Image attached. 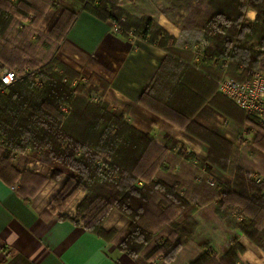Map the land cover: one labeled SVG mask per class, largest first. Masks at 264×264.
<instances>
[{"label":"trees","instance_id":"1","mask_svg":"<svg viewBox=\"0 0 264 264\" xmlns=\"http://www.w3.org/2000/svg\"><path fill=\"white\" fill-rule=\"evenodd\" d=\"M76 1L82 4L81 10L120 26L122 31L118 33L126 37L133 32L152 44L160 39L157 45L169 50L162 67L174 60L179 64L184 62L195 74L201 75V68L212 77H216L213 71L221 77L227 61L228 75L244 80L251 76L264 54V0H172V5L191 10V25L203 29L211 42L195 67L178 57L181 51L168 47L173 36L163 28L153 33L155 21L151 16L134 19L119 6L120 0ZM51 4L53 1L47 6ZM249 7L257 12L253 21L245 19ZM37 8L33 0H21L19 14L37 11L38 18L47 10ZM65 11L69 12L67 27L63 32L57 29L52 32L61 41L78 15V11L70 7ZM12 21L13 13L0 7V35L11 28ZM77 76L81 77L54 53L39 73H26L10 86L0 83L2 178L14 184L24 173L18 170L13 158L16 154L30 152L26 159L50 167L52 180L66 177L49 211L63 212L65 206L84 191L86 195L77 206L74 220L105 239L113 238L120 251L134 258L174 260L197 234L196 212L211 202L215 203V214L227 228L247 235L264 248V180L256 179L239 167L232 184L210 179L208 168L197 181L192 163L205 167L209 162L225 167L231 156L211 153L204 161L170 138L165 145H160L152 134L138 130L128 120V107L112 114L102 95L100 102L92 103L79 95L78 87L73 88ZM159 76L160 73L141 102L188 131L199 126L192 121L198 107H177L171 99L167 105L162 100L165 104L162 106L153 102ZM179 85L184 87L182 79ZM213 85L215 90L218 84ZM222 98L233 102L224 95ZM64 106L68 107L66 111ZM241 111L259 131L263 130L259 118ZM262 141L264 136L258 134L254 142ZM181 159L189 163L188 167L174 171L173 165ZM114 209L129 219L128 229L121 237L116 230H106L103 226ZM207 246L208 250L191 264H240L239 253L244 251V246L237 236L220 260L210 251V245Z\"/></svg>","mask_w":264,"mask_h":264},{"label":"crops","instance_id":"2","mask_svg":"<svg viewBox=\"0 0 264 264\" xmlns=\"http://www.w3.org/2000/svg\"><path fill=\"white\" fill-rule=\"evenodd\" d=\"M145 5V11L179 42L188 40L179 43V49L185 54L181 58L193 67L199 65L201 58L195 56L189 47L207 39L203 38V32L182 30L164 13L153 10L149 3L145 2ZM256 14V10L249 7L247 21H253ZM196 39L197 42H190ZM167 54L166 49L142 37H126L116 32L111 21H102L85 10L78 12L56 53L81 77L99 87L110 110L128 107L129 121L138 130L152 134L160 145H165L170 138L186 152L204 161L211 153L214 156H231L225 167L209 162L205 167L192 163L197 181L208 168L210 179L232 184L239 167L256 179L264 180V141L254 142L258 134L264 136V128L259 131L235 103L222 98L217 86L220 76L216 71H213L216 77L201 68V75L184 71L180 75L182 78L187 76L184 87L178 93L172 90L166 96L173 98L174 106L198 107L192 121L199 126L190 131L141 102L143 94L160 73ZM169 75L167 72V79ZM13 160L19 171L33 166L35 172L45 171L40 161L24 158L19 163L15 157ZM179 163V167L178 163L173 165L174 171H181L189 165L184 159ZM65 181L66 177L40 186L25 179L18 188L0 176V264H191L208 250L207 245L216 257H222L234 236L244 246V251L239 253L240 264H264V248L247 235L227 228L215 214L214 202L196 212L195 218L199 222L197 234L182 247L174 260L131 257L119 250L113 238L105 239L74 220L76 208L85 193L82 192L65 212L49 211ZM62 214L66 216L62 217ZM103 226L106 230H116L117 236L121 237L128 229L129 219L114 209Z\"/></svg>","mask_w":264,"mask_h":264},{"label":"rangeland","instance_id":"3","mask_svg":"<svg viewBox=\"0 0 264 264\" xmlns=\"http://www.w3.org/2000/svg\"><path fill=\"white\" fill-rule=\"evenodd\" d=\"M33 1L34 4H36L39 7L37 9L39 10L41 8L47 9L43 16L37 18V14H36L37 11H32L28 15H24V14L20 15L19 9H20L21 0H8V1L0 0V7H3L13 13V21H12L13 23L11 28L4 35H0V74L3 73L5 70H14L21 76L25 75L31 70L39 73L42 67L50 60L51 55L54 53L56 55L57 50L59 48L58 45L60 46L61 40H59L58 37H55L52 34V32L56 29L59 32H63L64 29L67 27L69 12H66L65 8L70 7L79 12L81 10V5H82L80 2L76 0H33ZM52 1L53 4L47 6V4ZM171 1L172 0H120L119 6L125 9L127 15H130L134 19L144 20L146 19V17L151 16V14L148 11H145L144 9L146 7L145 2L149 3V7L152 6L153 10L155 11L159 10L158 12L164 13L175 25H177L182 30L188 29L195 32L202 31L204 35L203 38H206L205 31L203 29L195 28L191 25L193 21L192 18L193 14L191 10L187 9L185 6L176 7L175 5H172ZM54 4H58V7H56ZM127 15H125L124 18L125 17L127 18ZM246 18L248 19L247 16H245V19ZM154 21L155 23L153 27V33H156L160 31L161 28L163 27L159 25L156 20ZM181 25H186V27L183 28ZM163 29L165 30V32H168L165 28ZM171 36H173L174 38L170 40L168 47H171V49H175L177 51H182L179 49L180 47H178L179 43L181 41L183 42L188 40L185 39L179 42L174 35ZM161 37H164L162 33H161ZM159 40H157L156 44L160 43ZM194 41L197 42L198 39L192 40L190 42L194 43ZM166 50H168V48ZM167 52H168L167 55H169V50ZM184 55H185L184 53H180L178 54V57ZM226 69L227 67L224 68L223 75L217 81L218 87L220 80H222L225 76H230L228 75ZM184 71H190L187 73H195L194 70L186 67V64L184 62H182V64L181 63L179 64L174 60L172 61L170 60V62L168 61L164 65V67H162L159 79L155 83L156 93H153V97L155 96L153 102L156 103L158 102L159 106H162L164 104L163 101L166 104L169 101V99H171V102H173L172 101L173 98H169L166 96H168L170 92L175 88H176V92L178 93V90H180L179 81L181 79L183 81H186L187 76L183 78L180 76L181 73H183ZM167 72H169L170 74L168 79L166 77ZM40 77L42 76L40 75ZM40 79H38L37 81H40ZM74 83L75 85L73 88L77 89L78 87L77 93L88 99L90 103H92L91 102L92 100H90V97L92 95H102L101 94L102 91L99 90L98 86L90 83V81L84 79L83 77L77 76L74 80ZM103 101L106 102V100L104 99ZM106 103L108 106V111L112 114L122 110V109H118L116 111L110 110L108 102ZM258 121H260L262 125L264 124L260 119H258ZM29 153L30 152L19 153L18 157L20 158L19 159L17 158L16 161L19 163L21 161H24V158L30 156ZM179 162L180 160L177 162L178 163L177 167L180 166ZM40 163L45 167L44 172L42 171L35 172L33 170L34 166L29 167V169L24 168L22 170L24 174L19 176V179L14 184H16L18 188H20L21 183L23 182V180L25 181V179H27L28 182L39 183L38 185L40 186H42L44 183L46 184V182L48 181L49 182L54 181L51 179L50 167L46 166L42 162H39V164ZM39 164H35V165H39ZM44 167L42 166L41 169H43ZM54 182H59V181H54ZM37 190L38 189H36V192ZM82 192L85 193L84 191L79 192L65 206V209L73 201L78 200ZM31 195L34 194L32 193ZM51 206H54L53 202L51 203ZM65 209L63 210L64 212ZM205 240L208 239L205 238ZM220 259L221 257L218 258V260Z\"/></svg>","mask_w":264,"mask_h":264},{"label":"built area","instance_id":"4","mask_svg":"<svg viewBox=\"0 0 264 264\" xmlns=\"http://www.w3.org/2000/svg\"><path fill=\"white\" fill-rule=\"evenodd\" d=\"M116 32H121L120 26L114 24ZM133 35V32H131ZM211 45L208 39H203L195 45L189 47L198 58L205 56L207 49ZM228 62L224 64L227 67ZM31 70L28 73L32 74ZM21 75L14 70H5L0 74V83L3 86H10L16 82ZM219 91L222 95L232 100L240 109L244 110L247 115L255 116L264 123V54L260 58L258 65L251 72V76L244 80H237L230 76H225L219 82ZM90 100L100 102V95H92ZM68 107H63L66 111ZM18 158V154L15 155Z\"/></svg>","mask_w":264,"mask_h":264}]
</instances>
